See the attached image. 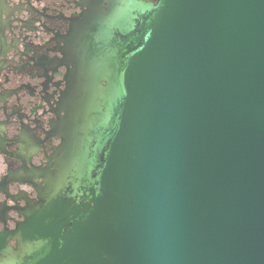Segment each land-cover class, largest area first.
<instances>
[{"label": "water", "instance_id": "water-1", "mask_svg": "<svg viewBox=\"0 0 264 264\" xmlns=\"http://www.w3.org/2000/svg\"><path fill=\"white\" fill-rule=\"evenodd\" d=\"M67 57V156L0 264H264V0H111Z\"/></svg>", "mask_w": 264, "mask_h": 264}, {"label": "flooded vegetation", "instance_id": "flooded-vegetation-1", "mask_svg": "<svg viewBox=\"0 0 264 264\" xmlns=\"http://www.w3.org/2000/svg\"><path fill=\"white\" fill-rule=\"evenodd\" d=\"M155 1V0H152ZM111 0H0V246L16 248L67 156L68 45Z\"/></svg>", "mask_w": 264, "mask_h": 264}]
</instances>
